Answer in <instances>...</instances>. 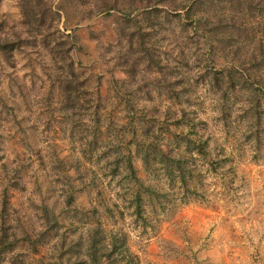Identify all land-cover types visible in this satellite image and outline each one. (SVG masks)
I'll return each instance as SVG.
<instances>
[{"label":"rangeland","instance_id":"obj_1","mask_svg":"<svg viewBox=\"0 0 264 264\" xmlns=\"http://www.w3.org/2000/svg\"><path fill=\"white\" fill-rule=\"evenodd\" d=\"M79 1L0 0V264H264V0Z\"/></svg>","mask_w":264,"mask_h":264},{"label":"trees","instance_id":"obj_2","mask_svg":"<svg viewBox=\"0 0 264 264\" xmlns=\"http://www.w3.org/2000/svg\"><path fill=\"white\" fill-rule=\"evenodd\" d=\"M94 0L93 3L89 2V0H80L79 3L82 6H88L91 4L88 9L89 15H92V13L95 14H110L111 12L118 11L121 8L120 1L123 0ZM132 2V1H131ZM131 2H129V5L127 7L126 12L127 14L123 13V16L125 17L124 25L125 27H133L135 26L138 30L142 28L141 22L137 18H132L130 12H132V6ZM165 2V0H146L145 1V7L143 8L142 12V18L144 19V22H146L145 26H151L153 23L152 21H155L158 19V6ZM20 12L23 19V24L29 28L32 26H35V28L29 29L30 32H34L35 29L36 32H39L38 29L40 27L46 26L45 23V16L49 14V7L47 6L45 0H20L19 2ZM123 11L122 9L120 12ZM189 7L188 10L185 11V16H189ZM191 11V8H190ZM120 34H124V32H120ZM125 35V34H124ZM145 35H148V33H145ZM143 40V38H140V42ZM22 44V39L19 36H16L15 38L9 39L8 37L0 38V57H2L5 61H8L12 54L19 50ZM146 51V49H143ZM72 74V73H71ZM132 171V170H131Z\"/></svg>","mask_w":264,"mask_h":264}]
</instances>
